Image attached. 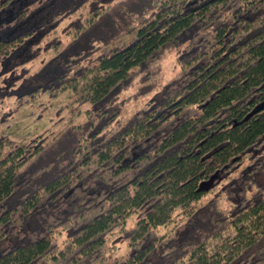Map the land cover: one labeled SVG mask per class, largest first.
Wrapping results in <instances>:
<instances>
[{"label":"trees","instance_id":"1","mask_svg":"<svg viewBox=\"0 0 264 264\" xmlns=\"http://www.w3.org/2000/svg\"><path fill=\"white\" fill-rule=\"evenodd\" d=\"M21 50L83 120L0 129V264H264V0H0Z\"/></svg>","mask_w":264,"mask_h":264},{"label":"rangeland","instance_id":"2","mask_svg":"<svg viewBox=\"0 0 264 264\" xmlns=\"http://www.w3.org/2000/svg\"><path fill=\"white\" fill-rule=\"evenodd\" d=\"M65 26L66 22L60 26V30ZM62 37L66 42L68 38L64 34ZM30 55L21 50L16 56L0 63V129L16 140L25 139L29 135L50 136L67 123L83 120V117H77L67 108L69 98L66 93L56 98L49 97L42 91L31 98L22 96L40 86H50V83L39 78L37 72L43 67L44 62L52 57V52H43L37 58L28 61ZM175 62L176 55L173 51L165 55L160 64L165 76L170 75ZM54 68L55 66H52L50 70L48 69V73H54ZM135 88L136 86L129 89L125 95L128 96L136 90ZM20 101L24 103L21 105ZM134 219H131V223ZM109 243L115 255H123L128 250L127 243L120 240L118 231L111 234Z\"/></svg>","mask_w":264,"mask_h":264}]
</instances>
